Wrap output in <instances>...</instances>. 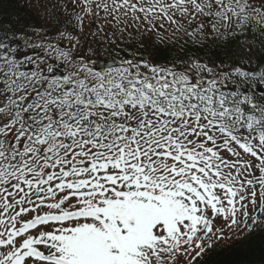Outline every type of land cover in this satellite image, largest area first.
Wrapping results in <instances>:
<instances>
[{"label":"snow or ice","instance_id":"snow-or-ice-1","mask_svg":"<svg viewBox=\"0 0 264 264\" xmlns=\"http://www.w3.org/2000/svg\"><path fill=\"white\" fill-rule=\"evenodd\" d=\"M17 7L40 22L0 0V264H206L264 234V0Z\"/></svg>","mask_w":264,"mask_h":264},{"label":"trees","instance_id":"trees-1","mask_svg":"<svg viewBox=\"0 0 264 264\" xmlns=\"http://www.w3.org/2000/svg\"><path fill=\"white\" fill-rule=\"evenodd\" d=\"M20 3H24V0H3V7L7 12L14 9L19 11L22 17L27 14L34 23H39L38 17L29 8L18 9ZM7 12L0 15H6ZM239 240L241 241L236 245L215 246L209 250L205 256L206 264H257L264 255V234L252 232Z\"/></svg>","mask_w":264,"mask_h":264}]
</instances>
